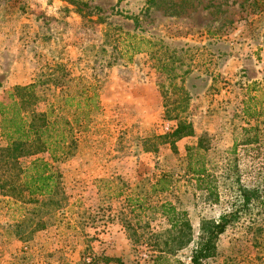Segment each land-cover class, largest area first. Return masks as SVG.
<instances>
[{"label": "rangeland", "instance_id": "374dc122", "mask_svg": "<svg viewBox=\"0 0 264 264\" xmlns=\"http://www.w3.org/2000/svg\"><path fill=\"white\" fill-rule=\"evenodd\" d=\"M127 35L141 49L130 59ZM53 65L94 84L99 109L75 152L53 164L58 209L0 195V264H190L203 225L229 213L201 264H264L263 211H239L237 193L264 195V0H0V96ZM247 97L258 112L248 120L258 129L251 146L240 145ZM177 120L193 133L173 150L157 137ZM199 138L216 202L184 171ZM160 174L169 189L149 193ZM99 179L139 183L142 207ZM163 202L185 213L190 241L156 260L178 235L158 210Z\"/></svg>", "mask_w": 264, "mask_h": 264}, {"label": "trees", "instance_id": "16d2710c", "mask_svg": "<svg viewBox=\"0 0 264 264\" xmlns=\"http://www.w3.org/2000/svg\"><path fill=\"white\" fill-rule=\"evenodd\" d=\"M144 41V38H140ZM123 47L127 54L140 53L136 42L123 40ZM254 85V84H253ZM256 98L247 97L241 103V114L246 121V127L241 128L243 139L240 145L251 146L258 142L256 124L250 126L248 120L258 118L254 108ZM98 93L94 84L82 82L79 78H71L65 74L59 65H53L47 74L23 86L8 88L0 96V139L4 145L0 147V195L13 197L24 204H34L47 209L56 210L61 206L63 196L60 194V176L54 163L71 156L77 149L82 135L89 129L91 116L97 112ZM192 128L184 120H177L173 129L159 139H168V145L174 150V142L192 135ZM199 150H203L202 140L199 138L196 146L186 149V175L191 176L198 187H203L208 197L216 202L217 196L209 181L201 159ZM116 180V179H115ZM97 182L115 191V195H123L125 191L133 192L126 196V202L140 209L142 198L135 194L139 183L132 187L123 182L114 184L112 180L99 179ZM170 187L168 175L160 174L149 184V193H163ZM240 198L239 211L258 208L263 211L262 220L257 228L259 245L264 254V195L254 189L237 188ZM54 206V208H51ZM158 210L170 227L176 230L177 237L173 245L164 242V250L155 257L164 258L162 254L173 249H181L190 241L189 224L185 220V213L177 211L170 203L163 202ZM233 213L227 214V220L220 217L218 221L206 222L199 235L195 247L191 250L190 264H201L203 260L212 257L215 252V241L224 232L226 223H230ZM234 215V214H233ZM172 240V239H171Z\"/></svg>", "mask_w": 264, "mask_h": 264}]
</instances>
